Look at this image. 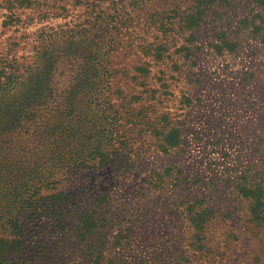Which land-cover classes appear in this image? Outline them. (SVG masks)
Masks as SVG:
<instances>
[{
  "label": "rangeland",
  "instance_id": "rangeland-1",
  "mask_svg": "<svg viewBox=\"0 0 264 264\" xmlns=\"http://www.w3.org/2000/svg\"><path fill=\"white\" fill-rule=\"evenodd\" d=\"M126 1H47L40 9L17 10L19 21L4 25L8 12L0 0V56L32 63L41 38L60 30H70L73 38L80 30L87 40L85 53H90L95 40L108 34L102 17L121 7L124 22L107 39L116 44L112 63L133 66L135 55L121 57L137 52L155 34L153 26L147 27L148 15L160 10L162 0H149L133 10ZM183 1L175 3L182 9ZM63 3L66 8L61 10ZM223 36L236 46L217 53L212 44ZM190 48L185 58L175 53L168 66L150 67L152 74L160 69L164 73L157 76H171L176 88L191 97V105L174 108L170 116L184 129L181 144L166 154H147L130 169L118 167L116 161L112 167L54 170L52 185L34 200L64 192L68 231L56 226L41 207L35 215L16 205L10 211L0 207V215L5 214L0 238L17 237L9 217L17 210L24 228L19 248H2L3 264H264V208L257 217L252 215L234 188L237 176L246 174L264 194V7L252 0H215ZM175 62L179 69L173 71L169 66ZM149 83L159 84L155 78ZM3 95L0 92V98ZM29 140L15 132L3 135L0 144ZM13 160L0 166V183L7 180V170L17 166L11 165ZM156 176L160 182L152 187ZM189 204L214 212L200 238L193 236L183 212ZM84 214L98 224L91 234L79 237L69 228Z\"/></svg>",
  "mask_w": 264,
  "mask_h": 264
},
{
  "label": "trees",
  "instance_id": "trees-1",
  "mask_svg": "<svg viewBox=\"0 0 264 264\" xmlns=\"http://www.w3.org/2000/svg\"><path fill=\"white\" fill-rule=\"evenodd\" d=\"M47 1L67 3V0H2L8 12L4 25L19 21L17 10L40 9ZM72 1L74 5L81 2ZM148 1L126 2L133 10L136 6H146ZM214 1L184 0L186 5L181 9L175 0H162L160 10L148 15L147 27L153 26L155 34L149 41L144 40L137 52L130 50L121 57L135 55L137 63L133 66L112 63L116 44L107 39L124 22L121 7L102 17L108 34L95 40L90 53H85L87 40L79 35L80 30L76 31L75 38L70 36V30H60L41 36L40 47H34L32 63L0 56V92L4 94L2 98L7 95L4 101L0 98V138L21 132L31 142L0 144V166L6 165L10 158L14 159L11 165L17 163L15 168L11 166L10 172L7 170L4 177L7 180L0 183V207L10 211L16 205L18 210H31V215L41 207L50 213L56 226L68 231L65 226L68 201L64 192L40 195L41 201L34 200L40 191L52 185L54 170L112 167L116 161H119L118 167L124 165L122 169H130L147 154H166L178 147L185 132L182 126L173 124L170 116L174 108L184 110L186 105H191V97L176 88L171 76H157L164 73L160 69L152 74L150 67L151 64L168 66L175 53L184 58L190 54V45L197 42V31L206 23ZM252 1L264 7V0ZM64 3L61 10L66 8ZM218 39L212 44L217 53L236 46L225 36ZM63 43L70 46L64 47ZM169 67L176 71L179 64L170 63ZM152 78L159 82L157 86L149 83ZM165 173L171 174V170L165 169ZM155 179L152 187H157L161 176ZM234 188L246 200L248 211L257 217L264 208L262 186L243 174L237 176ZM18 210L9 216L16 225L17 237L0 238V264L6 262L2 248L21 245L24 228ZM183 212L193 236L200 238L204 222L213 216V210H195L189 204ZM4 216L1 214L0 218ZM97 224L92 215L84 214L69 229L83 237L91 234Z\"/></svg>",
  "mask_w": 264,
  "mask_h": 264
}]
</instances>
